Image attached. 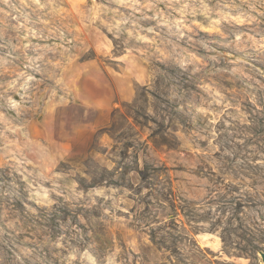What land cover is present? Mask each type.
I'll list each match as a JSON object with an SVG mask.
<instances>
[{
	"label": "rangeland",
	"instance_id": "1",
	"mask_svg": "<svg viewBox=\"0 0 264 264\" xmlns=\"http://www.w3.org/2000/svg\"><path fill=\"white\" fill-rule=\"evenodd\" d=\"M125 54L130 101L67 87ZM263 255L264 0H0V264Z\"/></svg>",
	"mask_w": 264,
	"mask_h": 264
},
{
	"label": "crops",
	"instance_id": "2",
	"mask_svg": "<svg viewBox=\"0 0 264 264\" xmlns=\"http://www.w3.org/2000/svg\"><path fill=\"white\" fill-rule=\"evenodd\" d=\"M119 61L122 62V71H109L94 60L84 63L78 78L66 73L65 83L83 105L98 110H110L118 102L130 101L134 95L132 85L136 82L145 83L149 75L143 61H133L126 54ZM77 85L80 87L79 91Z\"/></svg>",
	"mask_w": 264,
	"mask_h": 264
},
{
	"label": "water",
	"instance_id": "3",
	"mask_svg": "<svg viewBox=\"0 0 264 264\" xmlns=\"http://www.w3.org/2000/svg\"><path fill=\"white\" fill-rule=\"evenodd\" d=\"M263 259H264V255H263Z\"/></svg>",
	"mask_w": 264,
	"mask_h": 264
}]
</instances>
